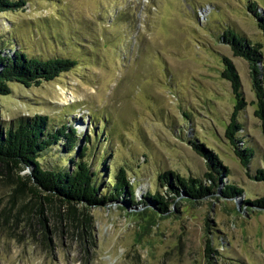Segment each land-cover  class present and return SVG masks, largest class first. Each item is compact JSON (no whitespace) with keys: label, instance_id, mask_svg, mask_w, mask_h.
I'll return each mask as SVG.
<instances>
[{"label":"rangeland","instance_id":"obj_1","mask_svg":"<svg viewBox=\"0 0 264 264\" xmlns=\"http://www.w3.org/2000/svg\"><path fill=\"white\" fill-rule=\"evenodd\" d=\"M251 1L264 17V0H26L0 12V42L10 55L77 61L40 85L11 83V93L0 96V124L42 115L53 128L72 125L80 136L75 149L68 153L59 142L44 166L73 167L90 137L87 160L100 171V192L109 193L124 166L138 199L131 202L125 189L72 213L56 200L44 205L48 231L36 207L28 227L25 215L15 217L33 198L15 191L19 171L0 162V264H264V202H256L264 200L262 121L249 62L221 39L231 26L261 43L264 56ZM223 57L240 75L246 104L235 117L242 124L235 138L239 148L254 149L248 166L227 135L237 99L222 75ZM211 156L230 175L218 174ZM167 171L207 184L211 172L217 186L197 199L176 195L175 177L159 179ZM228 184L243 191L225 196ZM150 191L173 198L167 211L156 209Z\"/></svg>","mask_w":264,"mask_h":264},{"label":"trees","instance_id":"obj_2","mask_svg":"<svg viewBox=\"0 0 264 264\" xmlns=\"http://www.w3.org/2000/svg\"><path fill=\"white\" fill-rule=\"evenodd\" d=\"M26 0H0V12L14 10L23 7ZM257 2L248 3V11L254 14L260 21L259 27L264 33V17L260 18L257 11ZM221 39L231 46L234 55L245 58L249 62L250 76L253 83L254 92L257 97V109L255 113L262 121L264 132V56L263 45L255 43L245 38L242 33H238L231 26L223 29ZM6 42H0V96L11 93L10 84L19 82L26 86L40 85L45 81H51L59 77L62 73L72 70L77 61L64 57L43 58L31 55L22 50H11L5 46ZM224 68L222 75L232 84L233 92L237 99L236 111L227 129V135L234 144L236 154L241 158L243 165L248 166L254 156V149L246 147L239 148L236 144V133L242 129V124H238L235 117L246 104L241 90L240 75L234 62L229 57H223ZM80 136L78 130L72 125L63 124L58 128L50 125L48 116L36 115L26 121L3 126L0 124V162L7 166L17 168L19 171L15 177V191L27 193L33 198L32 205L22 204V212L15 218L19 221V215L26 216V225L31 227L34 218L32 208L38 209L37 215L43 217V225L48 226V219L44 216V205H53L56 200L65 204L70 212L74 206L79 204L99 205L109 200L116 199L120 193L128 189L131 202L138 201L133 188L132 181L127 176V169L124 166L119 168L115 177L116 181L109 193H101L98 179L100 171L92 169L87 160L88 150L91 143L90 137L85 138V145L79 146L78 158H71L73 167H62L57 165L53 168L45 167L41 162L45 153L54 145L63 142L66 152L70 153L79 143ZM239 142L242 140L239 138ZM204 149L203 145H198ZM207 151V150H206ZM208 152V151H207ZM214 169L218 174L230 175L229 169L222 164L219 157H209ZM26 168L31 169V173H22ZM259 178H264V171L258 170ZM175 177L174 183L170 182V192L179 195L180 192L186 196L197 199L212 193L216 186V176L207 172L206 177L211 181L209 184L198 178H186L173 171H167L160 175L159 179L167 183L169 178ZM180 186L182 191H180ZM222 192L225 196H232L234 193H241L243 190L234 184H228ZM169 192V193H170ZM169 195H162L160 192H148V198L154 201L156 209L161 212L168 210L169 201H173ZM262 204L264 200H257ZM33 216V218H32ZM48 231V227L46 229ZM213 252L208 248L207 254Z\"/></svg>","mask_w":264,"mask_h":264}]
</instances>
